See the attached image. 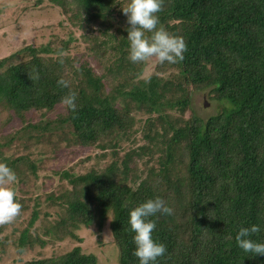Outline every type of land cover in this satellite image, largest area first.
<instances>
[{"label":"trees","instance_id":"trees-1","mask_svg":"<svg viewBox=\"0 0 264 264\" xmlns=\"http://www.w3.org/2000/svg\"><path fill=\"white\" fill-rule=\"evenodd\" d=\"M51 1L81 28L96 25L102 38L92 35L91 50L103 71L66 54L67 42L56 50L25 46L0 58V105L22 115L75 92L76 110L65 106L42 128L67 130L81 146L111 149L100 170L62 173L71 191L59 199L66 216L56 236H76L72 229L80 224L101 228L111 213L118 264H138L128 214L159 196L173 213L151 218L153 238L166 247L157 264H264V256H249L235 242L240 227L264 228V0H162L158 26L183 37L186 51L177 63L155 61L147 76V61L128 59L129 25L121 11L127 0ZM61 78L68 88L57 85ZM205 89L222 106L202 118L191 110V97ZM142 113L146 143L126 150L123 137ZM23 160L34 172L26 157L0 158L15 174ZM26 234L20 233L19 248L30 244ZM250 238L264 242V230ZM19 264H96V257L76 245L57 258Z\"/></svg>","mask_w":264,"mask_h":264},{"label":"rangeland","instance_id":"rangeland-1","mask_svg":"<svg viewBox=\"0 0 264 264\" xmlns=\"http://www.w3.org/2000/svg\"><path fill=\"white\" fill-rule=\"evenodd\" d=\"M93 32V34L91 32ZM99 35L96 25L91 30L81 28L70 19L63 7L51 0H0V58L9 54L17 55L25 46L51 49L63 47L70 56L87 60L97 74L103 69L97 64L91 50L92 37ZM102 38V35H99ZM18 59V56H16ZM143 75L153 71L155 57L146 60ZM222 104L209 96L208 90L194 91L191 97V110L206 118L220 109ZM66 113L62 103L50 109L30 108L18 115L6 105H0V151L7 160L26 157L34 166V172L28 163H19L16 170V182L11 185L21 204L19 215L10 223L0 224V264H19L26 260L57 258L80 245L81 252L96 257V264H118V250L110 231L111 213L99 228L95 223L87 226L80 224L72 233L59 239L55 230H60L57 222L66 216L64 199L71 191L63 172L84 173L90 169L100 170L107 162L110 148L104 151L95 146H81L72 140L70 132L60 129L48 131L41 124L52 122ZM190 109L183 113L188 117ZM152 116V115H151ZM148 115L138 114L131 133L123 137L124 149L136 148L146 143L142 137L143 121ZM48 124V127H51ZM147 129V128H146ZM121 152V150L119 149ZM102 156L104 158H102ZM37 217L29 224L31 215ZM23 230H27L30 244L18 246L17 239Z\"/></svg>","mask_w":264,"mask_h":264},{"label":"clouds","instance_id":"clouds-1","mask_svg":"<svg viewBox=\"0 0 264 264\" xmlns=\"http://www.w3.org/2000/svg\"><path fill=\"white\" fill-rule=\"evenodd\" d=\"M162 0H127L121 8L129 27L127 31L128 59L132 63L146 61L155 57L158 63H177L183 60L186 45L183 37L170 35L159 25L158 12L161 11ZM150 34V35H148ZM38 78V77H36ZM57 85L69 87V81L58 79ZM61 103L70 111L76 110V93L69 92L61 98ZM17 180L15 172L5 163L0 162V224L12 222L20 213L21 204L15 199L16 193L11 187ZM173 209L165 201L156 196L148 198L130 209L128 214L129 230L133 233L134 249L132 255L138 264H157V258L164 255L166 247L153 238L156 223L152 217L171 215ZM264 230L259 224L240 227L235 235L239 249L249 256H264V242L250 237Z\"/></svg>","mask_w":264,"mask_h":264}]
</instances>
